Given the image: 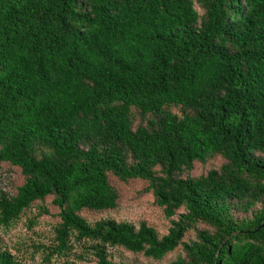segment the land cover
<instances>
[{"label": "trees", "instance_id": "obj_1", "mask_svg": "<svg viewBox=\"0 0 264 264\" xmlns=\"http://www.w3.org/2000/svg\"><path fill=\"white\" fill-rule=\"evenodd\" d=\"M1 165V228L57 210L44 264H264V0H0ZM137 181L166 234L83 217Z\"/></svg>", "mask_w": 264, "mask_h": 264}, {"label": "rangeland", "instance_id": "obj_2", "mask_svg": "<svg viewBox=\"0 0 264 264\" xmlns=\"http://www.w3.org/2000/svg\"><path fill=\"white\" fill-rule=\"evenodd\" d=\"M196 8H198L196 6ZM204 168L196 166L192 175H199ZM18 181V173L8 167L0 166V189L3 191L11 190ZM118 191L117 207L108 212L93 213L83 212V217L94 222L103 218H110L116 221H125L137 226L140 222H146L153 226L159 234H166L170 227V221L165 218L162 210L154 203L150 193L144 191L145 186L142 182H130L127 184L115 183ZM49 208V215H41L35 226H30L27 219L36 214L35 207H32L21 221L11 229L4 230L0 227V246L8 248L19 260L30 264H44L41 254L37 253L32 247L39 242L47 243L53 237L52 227L59 221L57 210L50 205V199L46 200ZM204 229V225L197 224L195 229H190L185 239H194L196 230ZM113 261H122L125 264H170L176 257L177 252L166 255L160 261H153L144 258L142 255L131 254L122 249H112ZM70 260H74L73 257ZM75 261V260H74ZM61 260L52 261L51 264H60ZM76 264H96L92 262H78Z\"/></svg>", "mask_w": 264, "mask_h": 264}]
</instances>
